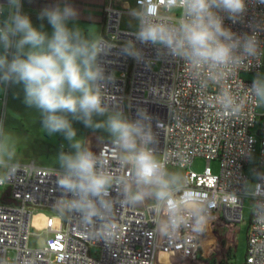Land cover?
Returning a JSON list of instances; mask_svg holds the SVG:
<instances>
[{
    "label": "built area",
    "instance_id": "obj_1",
    "mask_svg": "<svg viewBox=\"0 0 264 264\" xmlns=\"http://www.w3.org/2000/svg\"><path fill=\"white\" fill-rule=\"evenodd\" d=\"M6 3L0 0V4ZM135 3L139 7L145 0ZM149 4L150 11L157 14V5L151 0ZM126 13L129 11L105 7L102 38L112 52L102 57V62L115 72L116 83L101 86L104 105L110 111L128 112L129 116H134L137 107L148 110L153 117L158 155L165 158L168 167L184 169L185 185L207 202L212 216L208 229L196 234L183 228L173 238L161 237L155 224L162 216L153 211L151 201L139 206L123 204L119 178H125L127 170L121 167L111 143L95 151L103 168L118 178L111 190L112 211L104 220L86 224L78 214H61L56 204L61 196L56 185L59 168L20 163L17 174L0 184V190L7 189L11 200L17 202L0 204V264H229L237 246V233L245 222L247 198L253 206L244 264H264V110L255 105L249 88L252 79L246 78L262 72L264 34L260 36L258 56L242 58L236 67L222 69L223 78L217 84L209 79L212 73H194L182 61L162 50L157 53L154 47L143 49L148 64L119 56L118 49L132 39L135 31L122 28ZM157 18L175 20L173 16ZM253 18L264 27V6H250L247 19ZM225 24L237 33L249 30L246 22L232 24L225 20ZM158 55L161 58L154 60ZM221 88L232 90L243 107L239 115L233 117L221 111ZM5 106L2 98L0 110ZM197 158L208 162L202 173L192 169ZM254 158L257 166H253ZM215 160L221 165L218 174L210 167ZM249 168L255 171L251 193L247 192ZM45 210L54 213L46 224L48 238L44 246H33L31 238L41 233L34 232L32 219ZM57 214L61 222L55 227ZM104 229L113 233L108 242L100 238ZM219 250L224 253L221 258Z\"/></svg>",
    "mask_w": 264,
    "mask_h": 264
},
{
    "label": "clouds",
    "instance_id": "obj_2",
    "mask_svg": "<svg viewBox=\"0 0 264 264\" xmlns=\"http://www.w3.org/2000/svg\"><path fill=\"white\" fill-rule=\"evenodd\" d=\"M151 4L157 5V14L150 11L149 0L129 9L136 30L118 49L119 56L148 64L143 49L154 47L194 73H212L209 79L218 84L222 69L234 68L242 58L260 53L264 27L247 17L250 6L262 7L264 0H164L163 4L151 0ZM37 18L47 21L51 33L43 23L33 24L23 11L22 0L0 4V87L20 86L24 105L39 111L45 133L59 134L67 141L68 150L62 145L56 155V185L61 193L56 204L61 214H78L86 224L104 220L111 214V190L118 179L103 168L90 142L78 136L74 127L78 122L94 133L107 134L121 167L127 170L126 177L119 178L121 202L139 206L151 201L153 211L162 216L155 224L161 237L173 238L183 228L205 232L212 220L210 208L185 185L182 174L170 170L158 155L152 115L142 107L129 116L104 105L101 86L114 85L116 74L104 66L102 57L112 49L77 23L79 12L72 4L45 7ZM225 20L246 22L249 30L237 33ZM249 88L255 105L264 108V73H256ZM218 105L233 117L243 110L230 88H221ZM19 169V141L0 118V184L10 181ZM112 236L111 229L100 232L105 242Z\"/></svg>",
    "mask_w": 264,
    "mask_h": 264
},
{
    "label": "rangeland",
    "instance_id": "obj_3",
    "mask_svg": "<svg viewBox=\"0 0 264 264\" xmlns=\"http://www.w3.org/2000/svg\"><path fill=\"white\" fill-rule=\"evenodd\" d=\"M135 8V7H134ZM123 27L131 30H136V22L130 15H125L122 19ZM85 29L91 30L93 35H96V27H90L80 24ZM264 73V54H263V68ZM246 78L252 79V77L246 76ZM5 92V88L2 92ZM2 97V94H1ZM6 100L5 109L0 110V117L3 118L7 127L12 131V133L17 137L20 145V163L35 162L37 165L48 168H58L56 155L61 151V146L63 145V150L67 151V141L59 134L54 136H48L41 127V117L38 110L34 108H27L23 103V91L20 86H13L11 92L3 96ZM264 110V108H262ZM74 127L78 130V136L86 138L90 142V146L93 151H99L106 148L111 144L110 139L106 133L96 132L85 128L83 124L74 122ZM257 161L254 158L253 166ZM206 167H208V162L203 158H197L192 169L198 173H202ZM211 170L218 174L220 173V161H212L210 164ZM169 169L176 171L184 177L185 170L179 167L169 166ZM250 177V183L247 187V192L251 193L254 189L255 184V171L249 168L247 171ZM252 202L250 198L246 199L244 205V219L245 222L240 227V232L237 233V246L235 251L230 257L229 264H244L247 248V231L250 222ZM54 215V213L45 210L36 214L32 219V227L35 233H41L39 237L33 236L31 242L33 245L37 243L38 247H42L46 243V224L48 217ZM56 215V214H55ZM59 214H57V217ZM61 222L60 217L55 219V227H58ZM219 258L223 257L224 253L219 250ZM218 258V259H219Z\"/></svg>",
    "mask_w": 264,
    "mask_h": 264
},
{
    "label": "crops",
    "instance_id": "obj_4",
    "mask_svg": "<svg viewBox=\"0 0 264 264\" xmlns=\"http://www.w3.org/2000/svg\"><path fill=\"white\" fill-rule=\"evenodd\" d=\"M65 3L72 4L78 10L79 18L77 23L86 26L90 25V27L93 26L96 27V35L99 37H102L105 33L106 6L111 5L126 11H129L130 8L137 7L135 0H25L23 11L31 17V20L35 26L39 27L40 24L43 23L45 30L51 33V26L48 25L47 21L46 20L41 21L37 17L41 12V10L44 9L45 7H52L55 5L62 6ZM125 15H129V13L124 14V16ZM122 28L125 30H131L124 28L123 23H122ZM12 88L13 86H9L7 92L8 94L11 92ZM3 89H4L3 87H0V105H2V98L3 96H5V92H6V89L5 92L4 91L2 92ZM2 203H13V201L9 197V193L7 189L0 190V204ZM45 235L47 239L48 236L47 234ZM33 246H37V243H35V245ZM215 257L217 258L218 255L215 254Z\"/></svg>",
    "mask_w": 264,
    "mask_h": 264
},
{
    "label": "water",
    "instance_id": "obj_5",
    "mask_svg": "<svg viewBox=\"0 0 264 264\" xmlns=\"http://www.w3.org/2000/svg\"><path fill=\"white\" fill-rule=\"evenodd\" d=\"M14 204H17V202L13 201Z\"/></svg>",
    "mask_w": 264,
    "mask_h": 264
},
{
    "label": "bare ground",
    "instance_id": "obj_6",
    "mask_svg": "<svg viewBox=\"0 0 264 264\" xmlns=\"http://www.w3.org/2000/svg\"><path fill=\"white\" fill-rule=\"evenodd\" d=\"M165 257H168V255H164Z\"/></svg>",
    "mask_w": 264,
    "mask_h": 264
}]
</instances>
